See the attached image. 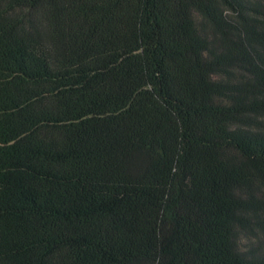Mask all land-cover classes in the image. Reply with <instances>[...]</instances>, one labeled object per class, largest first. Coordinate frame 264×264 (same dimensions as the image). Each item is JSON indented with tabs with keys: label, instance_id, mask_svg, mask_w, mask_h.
I'll use <instances>...</instances> for the list:
<instances>
[{
	"label": "trees",
	"instance_id": "obj_1",
	"mask_svg": "<svg viewBox=\"0 0 264 264\" xmlns=\"http://www.w3.org/2000/svg\"><path fill=\"white\" fill-rule=\"evenodd\" d=\"M0 264H264V0H0Z\"/></svg>",
	"mask_w": 264,
	"mask_h": 264
}]
</instances>
